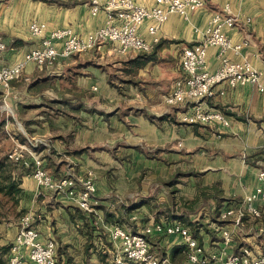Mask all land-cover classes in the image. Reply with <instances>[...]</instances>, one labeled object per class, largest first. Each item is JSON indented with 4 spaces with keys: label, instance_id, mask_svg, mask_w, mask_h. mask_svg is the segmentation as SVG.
<instances>
[{
    "label": "crops",
    "instance_id": "0c3cea01",
    "mask_svg": "<svg viewBox=\"0 0 264 264\" xmlns=\"http://www.w3.org/2000/svg\"><path fill=\"white\" fill-rule=\"evenodd\" d=\"M60 1L64 4L0 0V38L6 44L0 64L21 60L35 45L28 30L31 20L45 22L47 29L70 26L80 35L103 24L104 11L92 15L86 0ZM135 1L150 6L154 0ZM226 3L236 16L235 25L225 28L226 34L233 41H248L239 53L227 51V55L235 61L247 60L261 71L263 87L252 83L231 87L222 82L202 98L205 105L228 118V126L181 121L180 112L188 104L167 105L162 94L172 79L181 75L179 51L204 38L211 14L222 10ZM148 24L150 20H145L139 32L150 41ZM157 36L158 41L150 49L154 50V58L135 67L131 75H125L123 68L133 66L130 60L136 52L112 63L118 87L108 82V71L98 60L111 51L110 43L58 57L50 65L29 62L20 76L25 81L21 92L32 96L37 108L45 109L46 98L66 112L53 114L46 110L35 114L34 121L26 125L31 137L45 139L40 149L45 154L46 169L54 176L83 175L88 169L94 173L95 211L90 213L64 196L48 191L37 194L29 169L17 177L21 188L18 207L32 215V225L43 239L56 240L58 264H85L87 259L97 258L102 262L108 257L112 263L118 245L109 236L114 225L134 233L150 227L151 232L146 234L150 249L180 263L186 258L181 236L160 233L152 227L158 221H179L190 229L176 214L163 210L172 189L191 197L199 188L216 184L224 197L219 211L224 203H240L253 190L258 171L264 170V0H206L204 7L186 18L170 14ZM219 61L218 47L209 46L207 68L215 70ZM37 81L47 87L36 91ZM29 83L33 84V93L27 89ZM62 99H78L84 106L71 109L58 101ZM95 102L100 111L89 110ZM121 204L126 210L120 208ZM197 225L196 239L208 252L220 253L225 245L220 228L231 233L225 251L236 253L248 246L254 253L264 252V222L247 218L237 228L219 215L215 218L209 214ZM0 231V245L7 243L5 235L9 233L11 244L17 228L10 231L9 225L0 224Z\"/></svg>",
    "mask_w": 264,
    "mask_h": 264
},
{
    "label": "built area",
    "instance_id": "2783aa9c",
    "mask_svg": "<svg viewBox=\"0 0 264 264\" xmlns=\"http://www.w3.org/2000/svg\"><path fill=\"white\" fill-rule=\"evenodd\" d=\"M87 4L92 15L104 11L105 19L101 26L85 35L78 34L70 26L47 29L45 22H29L28 30L35 39V45L24 53L21 60L0 64V94L5 106L11 82L21 76L27 63L50 65L58 57L88 51L103 42L112 44L113 49L119 53L149 51L152 43L159 39L157 32L160 25L170 14L176 13L186 18L190 12L204 7L205 0H154L150 6L135 0H89ZM145 20H150L147 26L152 36L150 41L139 32ZM235 23L236 16L226 3L222 10L211 14L204 38L182 47L179 56L181 75L162 94V101L167 105L188 104V108L180 112L181 121L228 126V118L220 110L205 105L202 98L212 93L214 85L222 82L231 87L244 83L263 87L261 71L247 60L235 61L227 55V51L239 53L248 44L246 39L233 41L226 34L225 28H231ZM209 46L219 49L220 61L215 70H209L206 65ZM5 48L6 44L0 38V60ZM44 144V138L35 137L28 138L27 142H16L8 158L22 162L23 166L29 168L37 194L48 191L61 195L84 211L94 212L93 194L96 185L93 171L88 169L83 175L69 173L54 176L45 166V154L40 149ZM219 218L231 222L237 228L242 227L247 218L264 222V170L258 171L253 190L240 203H224L219 210ZM152 227L160 233L181 236L186 258L180 263H174L166 256L155 254L146 236L151 232L150 227L134 233L121 225H114L109 231L111 240L118 244L114 264H123L124 260L141 264H264V252L254 253L248 246H242L236 253L225 250L220 253L208 252L198 243L189 227L179 221H158ZM219 230L223 243L228 244L231 233L224 228ZM55 251L56 240L53 237L43 239L32 225V215L25 213L19 219V227L10 244V255L5 264H58Z\"/></svg>",
    "mask_w": 264,
    "mask_h": 264
},
{
    "label": "rangeland",
    "instance_id": "374dc122",
    "mask_svg": "<svg viewBox=\"0 0 264 264\" xmlns=\"http://www.w3.org/2000/svg\"><path fill=\"white\" fill-rule=\"evenodd\" d=\"M87 2H89V0H86ZM205 5H206V0H205ZM218 11V10H217ZM106 43V42H103ZM100 43V44H103ZM108 43V42H107ZM99 44V45H100ZM111 51L110 52H106V54L102 57H98L96 55V57H98V60H102L104 63V67L105 69L108 71V75H112L115 73V67L112 65V63H114L115 61H118L120 58H129L130 57V53L133 51H129V52H125V53H119L116 52L112 46H110ZM182 50V49H181ZM181 50L179 51V55L181 53ZM179 61H180V57H179ZM178 61V64H179ZM180 66V64H179ZM180 75V73H179ZM176 76L175 78L172 79V81L170 82V84L168 85V87L165 90H168L171 85L173 84V81L179 77ZM25 86V81L19 77L15 80H13L11 82V87L8 91L7 97L5 98V101L7 103V107L5 106L3 100H2V96L0 94V110L1 114L0 118H4L5 123H4V129L6 131L5 132V136L2 135V133L0 132V148L2 149V151H8L11 150L16 142H27V139H24V141H21V134H24L27 137H31L29 134L31 132H28L27 130H25L26 125L28 123H31L32 121H34V119H32V117L37 114V113H41L45 110H52V113L55 114L53 109H49V107L47 108V106H45L46 102H49V99H43L44 101V108L45 109H41V108H37L38 105H34L32 102L34 101V98L32 96H28L26 93L21 92V90L24 88ZM30 86V83L27 86ZM15 92V93H14ZM29 93H33V91H30ZM28 93V94H29ZM12 101V102H11ZM181 105V104H180ZM14 106H17L18 109V114H16V112L14 111ZM4 107H6V109H3ZM10 107V108H9ZM47 108V109H46ZM13 110V111H12ZM18 122L23 126L24 130L22 132V128L18 125ZM8 127V128H7ZM29 135V136H28ZM2 152H0L1 154ZM25 167V166H24ZM27 168V167H25ZM29 169V168H27ZM17 169H14V173L17 172ZM185 187H188V185L185 183L184 184ZM186 189V188H185ZM197 197L196 195H192L190 196H186V195H180L179 193H177L175 190H173L172 195L167 196V203L165 202V206L164 209L166 211V213L171 214L174 213L175 211H179V214L183 213L184 215V219L186 221L192 220L193 218L198 217L200 221H206V219L208 218L209 214H213V212H211L210 208H214V205H216L217 203L214 201V199L209 198L206 195H199L198 194V199L197 200H193V198ZM172 199V200H171ZM185 200L186 202V207H183L181 204V202ZM171 201H174V205L172 204ZM195 201V203H194ZM2 202V203H1ZM167 204L173 205V208H170ZM222 203L219 204V207ZM177 205H180L179 208L176 210ZM17 210L18 207H12V205L9 202H5V199L3 197L0 196V224H6L9 225L10 227V231L12 230H18L19 227V219L20 217L24 214H17ZM219 212V211H218ZM219 215V214H218ZM264 230V229H263ZM220 232V230H219ZM2 233V231H0V234ZM15 233V232H14ZM264 234V233H263ZM14 235V234H13ZM6 237V241L7 243L5 244H1V246H10V243H8L11 238H12V234L10 235V233L8 235H5ZM217 237V235H216ZM1 238V237H0ZM211 245H216L214 244H209V247ZM225 244L224 246H222L221 251H223L226 248ZM208 247V246H207ZM0 254H2V258H3V262L1 264H5L9 258L10 255V248H8L7 250H2L0 251ZM158 255V254H157ZM109 259V257H108ZM108 259L106 261V263H104L105 261L102 260H90L87 259V262H85V264H114V259H115V254L112 256V263L108 262ZM123 264H141L139 262H133V261H128V260H124Z\"/></svg>",
    "mask_w": 264,
    "mask_h": 264
},
{
    "label": "trees",
    "instance_id": "16d2710c",
    "mask_svg": "<svg viewBox=\"0 0 264 264\" xmlns=\"http://www.w3.org/2000/svg\"><path fill=\"white\" fill-rule=\"evenodd\" d=\"M44 1H47V2L48 1H55L59 4H64V2H61L60 0H44ZM152 58H154V50L136 52L135 56L130 60L133 63V66H131V67L127 66V67L123 68V73L125 75H127V74L131 75V73H134L135 67L141 66L144 62H146L147 60L152 59ZM107 80L111 85H116L118 87V83H117L118 80L115 78L114 74H112V75L109 74L107 77ZM32 85L33 84H30V86L28 87L29 92L32 91ZM34 85H36V91H39L42 88L47 87L46 83L40 84V83H38V81ZM58 101L61 104L67 103L68 107L71 109H78V108H82L84 106L83 102H81V101L79 102L78 99H76L75 102H70L69 99H67V102L64 99L58 100ZM45 106H47V108L49 107V109H53L55 114L66 113L65 110L62 109V106H55V101H53V100H49V102H46ZM89 110L90 111H92V110L93 111H100L97 108L96 102L93 104L92 108H89ZM4 123H5V120H4V118L1 117L0 118V132L2 133L3 136H5L4 131H6L3 127ZM28 132H30V131H28ZM21 135H22L21 141H24V139H27V136H25L24 134H21ZM141 150L145 151V149H143V148ZM9 151L10 150L5 152V151H2V149L0 148V152H2L0 154V196L5 199L6 203L9 202L12 205V207L16 208L19 205V195H20V191H21V188L19 187V180L17 177L19 176V174H21L25 171L27 172L28 169L23 166L22 162H14L11 159H9L8 158ZM14 169H17L16 170L17 172L14 173ZM175 189L176 188L174 187L172 189V191ZM198 194L199 195L203 194V195L208 196L211 199H214V201L217 204L214 205V209H213L214 211H212V212H213V216L215 218H217V215L219 214V212H218L219 204L224 199V197L221 193V190L217 187L216 184H213L211 187H208V186L201 187L198 189L197 197L193 198V200L198 199ZM194 203H195V201H194ZM180 205H182L183 207H186L187 204H186L185 200H183ZM180 205L176 206V210L179 208ZM120 208L126 210V206L123 204H121ZM24 212H25L24 209H21L18 207L17 214H23ZM174 214H176V216L181 221L189 224L192 234L197 238L199 237L198 231H197V228H198L197 222L198 223L200 222L199 218H197L194 221L193 220L186 221V220H183L184 219L183 213L179 214V211H175ZM207 231H208V229H207ZM8 248H10L9 245L1 246L0 251L7 250ZM1 256H2V254H0V264L3 262V258Z\"/></svg>",
    "mask_w": 264,
    "mask_h": 264
}]
</instances>
